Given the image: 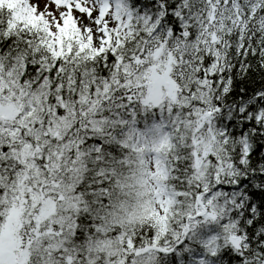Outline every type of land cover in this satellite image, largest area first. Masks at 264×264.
Segmentation results:
<instances>
[{"label":"snow or ice","instance_id":"6c2138e0","mask_svg":"<svg viewBox=\"0 0 264 264\" xmlns=\"http://www.w3.org/2000/svg\"><path fill=\"white\" fill-rule=\"evenodd\" d=\"M0 264H264V0H0Z\"/></svg>","mask_w":264,"mask_h":264}]
</instances>
